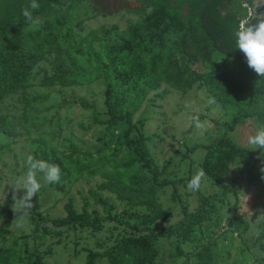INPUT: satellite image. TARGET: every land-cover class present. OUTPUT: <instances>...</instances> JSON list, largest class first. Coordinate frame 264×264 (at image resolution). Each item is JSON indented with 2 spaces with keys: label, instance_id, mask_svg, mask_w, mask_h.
<instances>
[{
  "label": "trees",
  "instance_id": "1",
  "mask_svg": "<svg viewBox=\"0 0 264 264\" xmlns=\"http://www.w3.org/2000/svg\"><path fill=\"white\" fill-rule=\"evenodd\" d=\"M83 1L93 6L88 0H37L33 16L42 23L31 29L22 15L31 0H0V139L9 141L0 143V156L30 129L49 124L62 130L74 122L69 115L62 119L64 108L91 112L89 129H104L86 146L71 138L51 145L43 136L28 137L30 155L59 165L61 179L42 187L23 228L12 233L13 193L2 195L3 183L15 177L3 178L0 170V264H51L55 257L62 264L67 254L82 264H226L217 248L235 236L243 261L264 264V227L250 221L239 192L243 184L264 183V150L228 136L264 123V77L249 68L235 39L240 22L252 16L251 0H136L125 28L89 27L94 16L81 11ZM36 86L63 100L40 109L51 93L35 92ZM92 86L98 89L94 99L74 90L67 96L70 89ZM195 89L224 112L216 135L190 146L204 152L200 166L217 188L210 195L203 187L188 191L191 173L179 175V160L158 163L145 113L137 118L153 93L164 98ZM13 100L20 103V118L2 108ZM49 136L58 141L60 134ZM26 171L25 164L19 178ZM96 176L102 182L89 191L91 200L78 208L70 199L66 217L48 213L55 195Z\"/></svg>",
  "mask_w": 264,
  "mask_h": 264
},
{
  "label": "rangeland",
  "instance_id": "2",
  "mask_svg": "<svg viewBox=\"0 0 264 264\" xmlns=\"http://www.w3.org/2000/svg\"><path fill=\"white\" fill-rule=\"evenodd\" d=\"M93 6H89L88 2L81 3V11L89 13L88 15L94 16L89 21V27H100L104 24H119L122 28H125L130 15L127 11L136 10L139 4L136 0H88ZM99 11V12H98ZM97 16V17H96ZM74 90L79 95H87L90 99H94L98 93V89L92 86L88 88L75 87L67 91V96ZM33 91L39 93H51V98L48 100L43 109L48 105H54L63 100V96L57 91L47 89V87L36 86ZM151 101L146 103L137 115V118L141 113H145L146 132L147 136H150L149 147L151 153L156 157L158 163L163 165L169 159L179 160L180 166L178 167L179 175L187 176L190 172L191 177L197 169H202L200 162L203 159L204 152L202 149L192 152L190 151L191 145H199L208 143L211 137L216 135L215 127L216 122L224 116V112L218 105H214L211 100L206 96L203 90L195 89L191 93L183 96L177 92H171L164 96V98L156 97L153 93L151 95ZM99 106L102 104V100H99ZM16 100L7 102L2 108L4 111H10L15 114L17 118H20L22 110L15 106H19ZM14 107V109H13ZM54 111H50V115L53 116ZM62 119L68 117L74 122L65 123L64 128L59 130L55 126L47 124L42 131L33 130L26 135L22 133L21 136L15 138L14 149L12 152L4 153L0 156V170L3 172V178H12L9 181L3 183L5 190L2 196H6L10 193L11 198L16 196L22 197L25 194L24 189H14L16 187V181L19 175L23 171V167L26 164L27 157L31 153V146L27 143L28 137L36 138L37 136H43L49 140L51 145H58L62 140L71 138L76 144L83 143L86 146L89 143H94L99 136V130H104L102 126L96 125L89 129L91 121L89 116L91 112L84 110L80 107H74L72 113H69L66 108L61 112ZM198 117L204 124L202 129H197L194 125L193 118ZM51 119V117H49ZM47 118V120H49ZM57 121V120H55ZM59 130V131H58ZM60 134L59 140L54 141L49 135L52 132ZM61 131V132H60ZM26 132V130H25ZM254 132V128L250 124L239 127L235 132L230 133L228 136L242 146L248 145V137ZM47 134V135H46ZM6 140V139H5ZM0 139V143L9 142ZM11 141V140H10ZM69 145L68 142H64V146ZM62 148V146H60ZM24 174V173H23ZM13 180V181H11ZM16 180V181H15ZM102 182L100 176H96L92 179H86V177L77 181L68 191L66 195H55V206L51 207L49 212L52 216H67L66 205L73 199L78 205V208L83 204V200H91L89 191L97 190V186ZM12 186V191L8 188ZM203 191L207 194H213L216 192V187H211L209 182L206 181L203 184ZM246 184L241 186L240 197L244 204H246V212L251 215L250 221L253 224L260 223L261 227H264V183L258 184L255 187H247ZM246 188V189H245ZM105 197H112L110 194L105 193ZM115 202V199H113ZM8 200L4 201V203ZM117 203V202H115ZM259 226V227H260ZM16 226L11 223L8 226L9 232H14ZM261 230V228H259ZM251 234H256L251 232ZM10 234H7V237ZM240 247H242L239 237H234V240H221L219 242L218 250L226 259V264H253V261L248 257L245 262L240 255ZM73 252V251H72ZM228 253L232 256L228 257ZM63 257V256H62ZM55 257L51 259V264H58V259ZM71 260L70 264H82L83 259H74L67 254L65 259H61L65 264V261Z\"/></svg>",
  "mask_w": 264,
  "mask_h": 264
},
{
  "label": "clouds",
  "instance_id": "3",
  "mask_svg": "<svg viewBox=\"0 0 264 264\" xmlns=\"http://www.w3.org/2000/svg\"><path fill=\"white\" fill-rule=\"evenodd\" d=\"M40 8L37 0H31L30 5L22 9V15L29 22V28L36 29L41 25L42 20L33 16V10ZM250 20H242L235 32L236 48L244 53L249 68L253 69L259 76L264 77V13L260 14L259 22L256 25H249ZM197 129H202L204 124L198 117L193 118ZM248 144L251 150H264V123L257 125L254 132L248 137ZM27 171L17 179L14 189H24L23 197H13V212L17 214L13 224L17 228H23V221L31 208L34 207L33 197L40 192L46 184L59 183L61 179V168L57 164L49 163L43 159H37L29 155L26 160ZM264 171V169H262ZM206 181V173L203 169H197L188 181V191H199Z\"/></svg>",
  "mask_w": 264,
  "mask_h": 264
},
{
  "label": "water",
  "instance_id": "4",
  "mask_svg": "<svg viewBox=\"0 0 264 264\" xmlns=\"http://www.w3.org/2000/svg\"><path fill=\"white\" fill-rule=\"evenodd\" d=\"M250 2L253 5L252 16L249 19L250 21L248 22V24L245 25V27H248L249 25L258 24L260 14L264 13V0H251Z\"/></svg>",
  "mask_w": 264,
  "mask_h": 264
}]
</instances>
